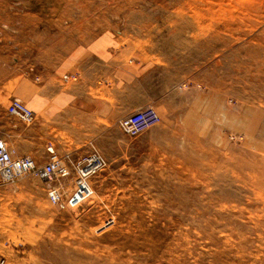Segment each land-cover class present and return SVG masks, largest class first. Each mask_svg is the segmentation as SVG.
<instances>
[{"label": "rangeland", "instance_id": "374dc122", "mask_svg": "<svg viewBox=\"0 0 264 264\" xmlns=\"http://www.w3.org/2000/svg\"><path fill=\"white\" fill-rule=\"evenodd\" d=\"M0 138L107 162L66 210L0 184V264H264V0H0Z\"/></svg>", "mask_w": 264, "mask_h": 264}, {"label": "built area", "instance_id": "2783aa9c", "mask_svg": "<svg viewBox=\"0 0 264 264\" xmlns=\"http://www.w3.org/2000/svg\"><path fill=\"white\" fill-rule=\"evenodd\" d=\"M64 79L75 80L74 74L64 75ZM9 112L24 123H31L34 112L18 100H12ZM160 117L152 106L143 107L117 121L121 132L134 137L159 122ZM232 139V136L230 137ZM47 158L41 167L29 155L17 154L0 138V184H10L26 174L43 177L46 184V197L56 209L66 210L81 199L90 197L94 188L92 179L107 166L105 157L91 146L85 153H66L58 156L54 148H46ZM71 177L72 189H63V179Z\"/></svg>", "mask_w": 264, "mask_h": 264}, {"label": "crops", "instance_id": "0c3cea01", "mask_svg": "<svg viewBox=\"0 0 264 264\" xmlns=\"http://www.w3.org/2000/svg\"><path fill=\"white\" fill-rule=\"evenodd\" d=\"M14 91V90H13ZM150 98V97H149ZM150 99H152V98H150ZM149 100V99H148ZM84 104V106L85 107H87V108H90V109H93V108H98L99 107V104H98V106L97 107H89V106H87V103H90V104H93V103H95L94 101H91V102H89V101H84L83 102ZM145 104H148V103H145ZM89 105V104H88ZM146 106H148V105H145V107ZM149 106H151V105H149ZM102 107V106H101ZM100 108V107H99ZM109 112H112V113H118V114H120L121 112L119 111V110H114V111H111V110H108ZM137 111V110H136ZM102 112H107V110L106 111H102ZM135 112V111H134ZM131 113H133V112H131ZM131 113H128V114H131ZM128 114H126V115H128ZM125 116V115H124ZM123 117V116H122Z\"/></svg>", "mask_w": 264, "mask_h": 264}, {"label": "bare ground", "instance_id": "6f19581e", "mask_svg": "<svg viewBox=\"0 0 264 264\" xmlns=\"http://www.w3.org/2000/svg\"><path fill=\"white\" fill-rule=\"evenodd\" d=\"M14 100H16V99H14ZM19 101V100H18ZM26 106V105H25ZM27 107V106H26ZM30 109V108H29ZM31 110V109H30Z\"/></svg>", "mask_w": 264, "mask_h": 264}]
</instances>
